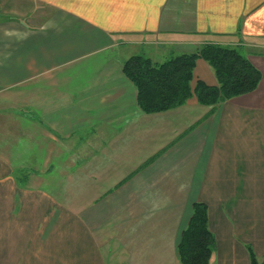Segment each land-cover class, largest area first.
<instances>
[{"label":"crops","instance_id":"obj_1","mask_svg":"<svg viewBox=\"0 0 264 264\" xmlns=\"http://www.w3.org/2000/svg\"><path fill=\"white\" fill-rule=\"evenodd\" d=\"M1 6L0 264H180L195 203L209 264H250L249 250L264 264V0ZM203 45L241 50L255 91L141 112L123 63ZM196 82L217 86L201 59Z\"/></svg>","mask_w":264,"mask_h":264},{"label":"trees","instance_id":"obj_2","mask_svg":"<svg viewBox=\"0 0 264 264\" xmlns=\"http://www.w3.org/2000/svg\"><path fill=\"white\" fill-rule=\"evenodd\" d=\"M198 59L213 70L216 87L196 82L191 88ZM122 73L135 87L137 106L144 114L179 108L192 97L201 106H215L252 93L261 79L260 73L241 50L216 45H203L194 54L176 56L163 63H153L142 55L132 56L123 63ZM214 249L215 239L208 229L207 207L195 203L177 246L179 262L209 264ZM249 256L250 264H258L250 250Z\"/></svg>","mask_w":264,"mask_h":264},{"label":"rangeland","instance_id":"obj_3","mask_svg":"<svg viewBox=\"0 0 264 264\" xmlns=\"http://www.w3.org/2000/svg\"><path fill=\"white\" fill-rule=\"evenodd\" d=\"M10 8L13 9L14 7H8V9H9V13H7L6 10L8 11V9H7L6 7H2V6H1V7H0V10H1L2 12L0 13V17L3 18V17H5V16H6V17L8 16V19L13 18L12 15H14V14H13L14 12H12V11H11L12 9H10ZM4 11H5V12H4ZM13 11H14V10H13ZM10 12H11V14H10ZM1 15H2V16H1ZM4 19H5V18H4ZM25 25H26V24H25ZM179 263H180V262H179ZM209 263H210V262H209Z\"/></svg>","mask_w":264,"mask_h":264}]
</instances>
